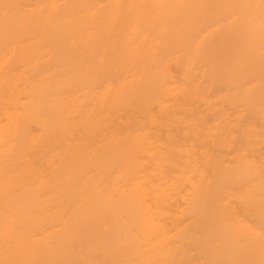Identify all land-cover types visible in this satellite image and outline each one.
Here are the masks:
<instances>
[{
	"label": "bare ground",
	"instance_id": "bare-ground-1",
	"mask_svg": "<svg viewBox=\"0 0 264 264\" xmlns=\"http://www.w3.org/2000/svg\"><path fill=\"white\" fill-rule=\"evenodd\" d=\"M243 113L264 122V0H0V264H264Z\"/></svg>",
	"mask_w": 264,
	"mask_h": 264
},
{
	"label": "rangeland",
	"instance_id": "rangeland-1",
	"mask_svg": "<svg viewBox=\"0 0 264 264\" xmlns=\"http://www.w3.org/2000/svg\"><path fill=\"white\" fill-rule=\"evenodd\" d=\"M171 71L177 74V76L179 75V70L177 69V66H172ZM236 89H237L236 87H233L232 85H228V84L215 85V86L209 85L207 89L209 99L212 100L211 102L213 106L212 109H214L213 115H212L213 118L209 120V123H208L210 124L209 138L214 137V132H215L214 124L220 120V116H221L220 113L222 110L226 114L225 116L229 123V130L232 132L233 135H235V139L231 141L233 146L229 148H222L220 150V152L223 154V156L226 159H228L231 156L232 150H234V147L237 144L242 145L240 142H238V136H237L238 129L235 125V113L237 109L241 107V104L237 103V104L229 105L221 98H218L217 93L220 91H223L224 93H231ZM171 101H172V97L169 96L166 102L171 103ZM153 108L155 112L158 111V108L156 105ZM239 122L243 124L244 126H247L249 128L253 127L254 129L258 130L260 138L258 140L256 139V142L252 144L254 151L248 152V153H250L251 155H255L256 158H262V160H264V122L261 119L250 115L249 113H243L239 118ZM176 125H177L176 121L173 120L169 123L168 126L175 129ZM152 129L155 130L159 136L164 131L165 128L153 126ZM177 138H178V142H181V143L185 142V139L180 137L179 134L177 135Z\"/></svg>",
	"mask_w": 264,
	"mask_h": 264
}]
</instances>
